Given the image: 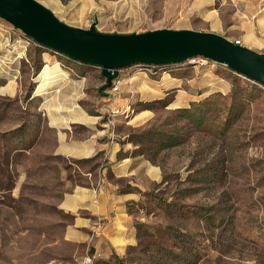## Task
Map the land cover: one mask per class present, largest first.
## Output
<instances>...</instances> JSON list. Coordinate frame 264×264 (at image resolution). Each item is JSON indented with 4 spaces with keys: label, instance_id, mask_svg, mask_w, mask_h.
<instances>
[{
    "label": "rangeland",
    "instance_id": "rangeland-1",
    "mask_svg": "<svg viewBox=\"0 0 264 264\" xmlns=\"http://www.w3.org/2000/svg\"><path fill=\"white\" fill-rule=\"evenodd\" d=\"M37 1L70 26H94L104 33L196 30L203 25L202 13L212 8L206 6L208 0ZM214 6L220 8L224 20H230L236 5L233 0H214ZM44 51L54 55L64 69L68 65L77 74L83 68L89 71L87 103L104 97L106 80L99 67L71 62L0 18V84H12L11 90L0 95V264H76L71 255L80 257L82 253L85 260L94 249L66 239L74 215L61 207L62 200L77 187H96L101 178L119 191L132 188L126 178L110 171L100 152L97 159L85 163L54 152L56 132L38 109L42 99L37 94L55 78H42L49 74L41 73ZM38 64L41 67L35 73L33 67ZM183 70L188 76H199L196 84L209 92L196 102L216 96L219 117L230 113L235 120L219 136L214 135L216 129L193 128L176 108L160 103L153 105L140 126L115 121L103 113L104 120L110 119L107 125L119 136L126 135L125 139L153 127L177 132L180 143L163 150L153 147L143 154L159 168L160 177L137 192L127 210L133 226L144 223L150 228H142L140 237L134 226L135 241L122 256L90 257L91 264H108L106 260L115 264H264V87L226 66L189 64ZM134 72L149 78L160 74L137 65L123 68L115 93L130 92L131 84L124 79ZM236 82L242 93L234 99L231 94ZM166 97L171 99L173 93ZM232 101L236 104L229 109ZM138 102L131 105L134 114L141 109ZM142 147L146 146H139L140 150ZM216 202L221 213L215 225L193 215L200 206ZM181 231L187 234L186 245L174 239Z\"/></svg>",
    "mask_w": 264,
    "mask_h": 264
},
{
    "label": "crops",
    "instance_id": "crops-1",
    "mask_svg": "<svg viewBox=\"0 0 264 264\" xmlns=\"http://www.w3.org/2000/svg\"><path fill=\"white\" fill-rule=\"evenodd\" d=\"M233 1L236 6L231 18L224 20L220 16V8L214 6V0H208L206 6L211 5L212 8L202 13L203 25L196 30L215 32L230 40L239 39L240 45L264 53V0ZM41 59L48 66L43 67L41 73H49L42 78L55 77L37 94L42 99L38 109L56 132L54 152L77 159L91 158L100 152L110 164V171L116 177L126 178L128 185L137 190L148 189L149 184L160 177V170L143 155H134L136 146L125 139L126 135L119 136L115 129L113 133L107 125L110 119L104 120L103 113H108L115 121L140 126L148 119L149 110H139L134 114L133 101L161 99L172 92L169 105L180 108L209 94L196 84L199 76H188L183 69L164 71L150 78L134 72L124 79L131 84L130 92L111 93L107 86L101 100L87 103L88 70L77 74L75 67L66 66L64 69L54 55L45 51ZM61 74L65 75L59 77ZM11 89V82H5L0 86V95ZM118 153H121L119 157ZM116 189L108 180L101 178L96 187H77L61 202V207L74 215L66 239L92 247L94 250L89 257L108 259L113 253L122 256L127 246L135 241L133 218L127 205L136 199L138 193ZM82 255L72 254L71 257L77 261L76 264H84ZM50 264L68 263L54 261Z\"/></svg>",
    "mask_w": 264,
    "mask_h": 264
},
{
    "label": "water",
    "instance_id": "water-1",
    "mask_svg": "<svg viewBox=\"0 0 264 264\" xmlns=\"http://www.w3.org/2000/svg\"><path fill=\"white\" fill-rule=\"evenodd\" d=\"M0 18L36 43L73 60L100 68L111 87L121 69L163 65L204 57L264 87V53L211 31L154 29L104 33L94 26H70L37 0H0Z\"/></svg>",
    "mask_w": 264,
    "mask_h": 264
},
{
    "label": "trees",
    "instance_id": "trees-1",
    "mask_svg": "<svg viewBox=\"0 0 264 264\" xmlns=\"http://www.w3.org/2000/svg\"><path fill=\"white\" fill-rule=\"evenodd\" d=\"M59 55H63L60 53H56ZM66 59L70 60L71 62H75L81 66H89L88 64L81 63L79 61L73 60L65 55H63ZM187 63L184 62H177V63H169V64H163L155 68V70H160L159 72L161 73L162 71H175L179 69H183V67H187ZM68 66V65H67ZM92 66V65H91ZM221 65H216L214 68L220 67ZM41 67V64H38L37 66L35 65L34 71L37 73ZM84 69V68H83ZM82 71L84 72L85 70ZM40 73V72H39ZM239 75V74H237ZM241 76V75H239ZM242 78H246L244 76H241ZM248 79V78H246ZM38 82V81H37ZM36 82V83H37ZM3 84H0V86ZM104 88L107 87L106 84L103 86ZM237 93H242L241 88L239 87L238 82H236L235 85H233L232 89V98L236 99L239 97ZM172 101V98L169 99L166 96L161 98V99H156L152 101H140L137 104L140 105L141 109L140 110H150L154 104L160 103L163 106H168L169 103ZM217 97L212 96V97H206L202 101H192L189 106L186 107H181V108H176V112L180 115L179 117L184 118L187 122L193 125V128L198 129V130H213L216 129L214 132V135H219L223 136L226 134V131L228 128L231 127L232 121L235 120L236 116H231L230 113H228L224 118H220L218 115L219 109L217 108ZM236 104L235 101H232L230 104V108L234 107ZM228 109V110H229ZM213 123V124H212ZM226 130V131H225ZM127 141L131 142L133 145L136 146V149H134L133 154H138V155H143V154H148L151 152V149L154 147L157 150H163L167 149L170 147H173L175 145H178L180 143V137L177 132L173 133H166L163 130H157L156 128L153 127H148L141 132L137 134H131L128 136L126 139ZM147 144L149 146L147 147ZM145 145L146 147H142L141 150L139 146ZM137 149L139 150L138 153H136ZM100 153H97L91 158H85V159H79L78 162L85 163L92 161L94 159H97L100 155ZM121 155V153H118V157ZM191 176V175H190ZM188 176V177H190ZM189 190L188 188H184ZM125 191H136V192H141L140 190H137L136 188H131L129 190H124ZM129 203V202H128ZM190 210H186L185 213H189ZM193 215L205 222V224L208 225H215V223L220 219V213L221 209L218 208V203H213V204H208V205H202L200 206L199 209H196L195 211H192ZM137 231V235L141 237V229L142 228H150V226H147L144 223H138L134 225ZM166 229H164L165 231ZM183 231L179 232L178 234L174 235V239L182 244L186 245V236L187 234L182 233ZM151 235V234H149ZM133 248V246H130ZM185 246H182V250L184 249L185 251L189 252V249H185ZM116 257V256H115ZM118 262L120 261L119 257H117ZM101 261V260H100ZM108 264H115L113 262H110V260H106ZM97 264V263H96ZM186 264H189L187 262Z\"/></svg>",
    "mask_w": 264,
    "mask_h": 264
},
{
    "label": "built area",
    "instance_id": "built-area-1",
    "mask_svg": "<svg viewBox=\"0 0 264 264\" xmlns=\"http://www.w3.org/2000/svg\"><path fill=\"white\" fill-rule=\"evenodd\" d=\"M235 44L240 45V40L239 39H234L232 40ZM54 53H57L54 51ZM184 63L187 64H193L195 66H209V67H215L216 65H221L224 66L222 64H219L213 60L204 58V57H194L192 59H189L187 61H183ZM139 66L140 69L144 70V71H150L151 74H156L159 73L160 70H155L156 67L160 66V65H145V64H135L133 66ZM160 68V67H158ZM157 69V68H156ZM163 72V71H162ZM109 90L111 92H117L119 90V86H118V79L116 78L115 80H113L111 87L109 88ZM91 258L88 256L87 258H85L84 260V264H91Z\"/></svg>",
    "mask_w": 264,
    "mask_h": 264
},
{
    "label": "bare ground",
    "instance_id": "bare-ground-1",
    "mask_svg": "<svg viewBox=\"0 0 264 264\" xmlns=\"http://www.w3.org/2000/svg\"><path fill=\"white\" fill-rule=\"evenodd\" d=\"M43 67H48L47 64H45Z\"/></svg>",
    "mask_w": 264,
    "mask_h": 264
}]
</instances>
